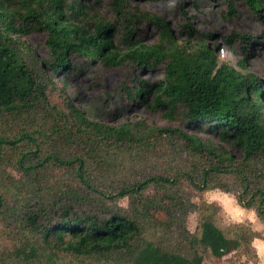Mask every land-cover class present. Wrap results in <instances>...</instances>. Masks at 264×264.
<instances>
[{
  "label": "trees",
  "instance_id": "1",
  "mask_svg": "<svg viewBox=\"0 0 264 264\" xmlns=\"http://www.w3.org/2000/svg\"><path fill=\"white\" fill-rule=\"evenodd\" d=\"M113 1L110 21L89 17L81 0H0V264H203L228 253L223 264H248L259 233L221 222L218 204L194 191L229 192L264 223L263 79L219 61L203 40L177 39L154 12ZM242 1L263 24L264 45V0ZM139 20L157 30L153 41L138 36ZM183 27L192 33L187 19ZM36 29L45 32L42 57L20 38ZM77 55L126 66V98L190 130L88 116L51 77ZM161 60V77H139Z\"/></svg>",
  "mask_w": 264,
  "mask_h": 264
},
{
  "label": "rangeland",
  "instance_id": "2",
  "mask_svg": "<svg viewBox=\"0 0 264 264\" xmlns=\"http://www.w3.org/2000/svg\"><path fill=\"white\" fill-rule=\"evenodd\" d=\"M86 4L87 14L104 17L114 21L116 18V2L113 0H81ZM234 6V14H228L226 0H123L121 10L131 12L151 11L162 17L170 27L177 39L186 37L191 45L200 40L214 46L215 56L219 61H225L240 71H248L256 74L261 79L264 92V45L263 24L253 11L242 0H230ZM186 17V18H185ZM190 23L192 33L188 34L184 21ZM138 36L145 41H153L156 37V29L151 23L138 21ZM211 35H206V33ZM232 32L250 35V43L247 39L240 40L231 35ZM38 56L45 55V32L41 29L32 30L20 37ZM75 67L64 73L53 74L51 77L58 88L73 104L90 116V112L97 110L103 119L109 123L129 121L140 127L179 125L189 129L179 117L169 118L164 115L165 109H151L142 103L132 102L126 98L120 89L121 81L127 74L128 68L124 65L103 66L98 60H87L79 55L72 57ZM166 60H161L150 71L141 72L140 78L151 82L163 75L162 66ZM244 64L243 66L241 64ZM130 79V78H129ZM151 98V93L149 95ZM264 99V97H263ZM264 113V109H263ZM192 131V130H191ZM203 139H209L214 143H221L238 155L237 149L220 141L216 134H208L196 131ZM199 196L207 201L218 204V218L223 223L242 221L249 222L258 233L251 241L257 253L255 260H249L248 264H264V223L259 221L250 208L239 205L229 192L217 188L205 191H194V198ZM120 202L125 204V199ZM196 224V212L187 214L186 225L193 230ZM231 254V253H230ZM223 257L213 256L205 259L203 264L216 262L223 264ZM242 257V256H241ZM244 260V257H242Z\"/></svg>",
  "mask_w": 264,
  "mask_h": 264
}]
</instances>
